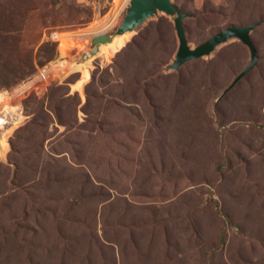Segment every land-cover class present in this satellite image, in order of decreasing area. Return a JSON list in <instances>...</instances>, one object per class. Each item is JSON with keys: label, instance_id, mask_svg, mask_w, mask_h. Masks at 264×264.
Segmentation results:
<instances>
[{"label": "rangeland", "instance_id": "rangeland-1", "mask_svg": "<svg viewBox=\"0 0 264 264\" xmlns=\"http://www.w3.org/2000/svg\"><path fill=\"white\" fill-rule=\"evenodd\" d=\"M121 1L31 0L11 20L21 36L10 67L0 53V78L17 82L0 87V264H264V0H172L191 48L260 23L258 62L226 93L251 63L246 45L232 38L168 70L175 17L117 36L130 2L107 30L105 18ZM99 28L116 40L92 54L79 37ZM19 52L35 64L20 79ZM51 60L56 77L22 94Z\"/></svg>", "mask_w": 264, "mask_h": 264}, {"label": "water", "instance_id": "water-1", "mask_svg": "<svg viewBox=\"0 0 264 264\" xmlns=\"http://www.w3.org/2000/svg\"><path fill=\"white\" fill-rule=\"evenodd\" d=\"M159 12L165 13L171 17H175V28L177 37L179 39V49L176 58L174 62L168 66V70H178L188 62L209 56L219 45L226 43L232 38H238L249 48L251 52V63L244 70V72H242L234 80L232 85L225 91V93L233 89L235 85L256 66L258 62V56L251 40V33L254 29L260 26V23L252 24L250 26H233L226 28L218 34L212 36L203 44L195 48H191L188 44L186 31L183 25L186 15L173 4L172 0H131L124 20L116 31V35L123 36L134 32L149 18H152ZM113 40L114 38L112 36L105 34L95 37L92 42L94 47L92 54H96L99 51L101 45L109 44L113 42Z\"/></svg>", "mask_w": 264, "mask_h": 264}, {"label": "trees", "instance_id": "trees-1", "mask_svg": "<svg viewBox=\"0 0 264 264\" xmlns=\"http://www.w3.org/2000/svg\"><path fill=\"white\" fill-rule=\"evenodd\" d=\"M32 6V2L31 0H12L10 4H3L0 3V37L4 38V35L6 36L5 40L1 39L0 44H6L7 48H0V53H1V57L3 59L4 57V61H3V67L4 69H6L7 67H10L12 62H11V57H13L14 54V47L12 45V43L16 44L17 47L19 45V37L21 36V28L16 24L13 23L12 24V18L14 16H20L22 11L25 9L26 12H30L31 10H33L34 8L31 7ZM31 7V8H30ZM25 23V22H24ZM24 23H22L21 25H24ZM17 39V41H16ZM48 42L53 43L56 45V48L58 50V43L57 42H53L52 39H49ZM3 53V55H2ZM5 53H7L5 55ZM20 57V52L18 53V59ZM24 57H26L25 59L21 58L19 59L20 61H26L27 66H24V68H27L23 71L22 75H18L17 77L20 78H24L26 75H29L35 67V64L33 63L32 59L29 58L27 55H25ZM54 57V56H53ZM17 58V57H16ZM52 59V58H50ZM55 60V59H54ZM53 60H51L50 62H52ZM49 62V63H50ZM18 64H25V62H18ZM0 76H4L3 74ZM17 82L15 80L12 81H7L4 78H0V87L1 88H6L9 89L12 86L16 85ZM53 85H59V83H52ZM51 84V85H52ZM32 95H37V94H32Z\"/></svg>", "mask_w": 264, "mask_h": 264}, {"label": "built area", "instance_id": "built-area-1", "mask_svg": "<svg viewBox=\"0 0 264 264\" xmlns=\"http://www.w3.org/2000/svg\"><path fill=\"white\" fill-rule=\"evenodd\" d=\"M129 2H130V0H122L120 2V5H117V6H115L112 9V11L105 18V22L108 23L107 26H106V30L109 29L110 27H113L115 25V21L119 18L121 13L125 11V9H126V7H127ZM90 25H91V23H90ZM106 30L103 29V28H99V29H95L93 31H88V32H85V33L81 34L79 38H82L83 40H85L87 45L89 44L90 41H91V44H92L94 38L97 37V36H100V35H104L103 33ZM58 34H61V33H58ZM58 34H55L52 37V40H53L54 37L57 38ZM78 36H79V34H78ZM55 42H57L59 44L58 45L59 47L62 46V41L61 40H60V42H59V40H57ZM58 50L60 52V57H62L61 48H59ZM54 65L55 64L53 62L52 63L50 62L49 66L47 65V66L43 67V69L41 71H39V74H38L39 76L36 74L37 77L34 76V77L29 78L30 79L29 82H27L26 84L23 85L24 88H23V90H21V93L23 94L25 92L31 91V92H33V93L38 95V93L36 91V88L39 87L38 85L40 84V82L41 81L46 82L50 77H52L51 76L52 74L55 75L56 68L54 67ZM56 67H58V66H56ZM54 77H56V75ZM48 86L49 85L47 84L45 86V89H47Z\"/></svg>", "mask_w": 264, "mask_h": 264}, {"label": "bare ground", "instance_id": "bare-ground-1", "mask_svg": "<svg viewBox=\"0 0 264 264\" xmlns=\"http://www.w3.org/2000/svg\"><path fill=\"white\" fill-rule=\"evenodd\" d=\"M131 1V0H130ZM98 28V26L96 27ZM106 32V31H105ZM116 39L113 40V42L115 41ZM112 43V42H111ZM110 44V43H109ZM6 124L5 120L4 119H0V125L1 126H4Z\"/></svg>", "mask_w": 264, "mask_h": 264}]
</instances>
